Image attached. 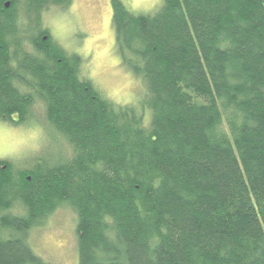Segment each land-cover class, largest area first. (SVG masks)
Segmentation results:
<instances>
[{"label":"trees","instance_id":"1","mask_svg":"<svg viewBox=\"0 0 264 264\" xmlns=\"http://www.w3.org/2000/svg\"><path fill=\"white\" fill-rule=\"evenodd\" d=\"M72 3L0 0V120L23 126L40 104L72 150L19 171L0 160V264H47L28 233L62 208L79 264H264V0L111 1L147 126L43 40L42 14Z\"/></svg>","mask_w":264,"mask_h":264},{"label":"rangeland","instance_id":"2","mask_svg":"<svg viewBox=\"0 0 264 264\" xmlns=\"http://www.w3.org/2000/svg\"><path fill=\"white\" fill-rule=\"evenodd\" d=\"M111 1L73 0L67 10L45 11L39 26L49 31L51 41L67 55L80 56L83 75L104 97L117 105H134L147 126L152 114L144 105L146 90L141 77L122 60ZM120 1L135 14H154L163 4V0ZM43 111L42 105L36 104L31 120L23 126L0 120V160L11 164L15 171L34 165L37 160L49 163L64 156L72 157V150L66 144L55 142L53 130L44 122ZM76 224L75 214L62 208L46 224L28 233L30 246L47 264H79Z\"/></svg>","mask_w":264,"mask_h":264},{"label":"flooded vegetation","instance_id":"3","mask_svg":"<svg viewBox=\"0 0 264 264\" xmlns=\"http://www.w3.org/2000/svg\"><path fill=\"white\" fill-rule=\"evenodd\" d=\"M50 36H51V35L49 34V31H48V36L44 37L43 40L49 39ZM50 40H51V38H50ZM51 44H54V45L58 46L57 44H55V43L52 42V41H51ZM58 47H60V46H58ZM60 49H61L62 51H64L62 47H60ZM64 52H65V51H64ZM65 53H66V52H65ZM72 54L75 55V56H78V55H76V53H72ZM66 55H67V54H66ZM68 56H69V55H68ZM79 57H80V56H79ZM14 64L16 65V63H14ZM15 67H16V66H15Z\"/></svg>","mask_w":264,"mask_h":264},{"label":"water","instance_id":"4","mask_svg":"<svg viewBox=\"0 0 264 264\" xmlns=\"http://www.w3.org/2000/svg\"><path fill=\"white\" fill-rule=\"evenodd\" d=\"M10 2L6 3V8H9Z\"/></svg>","mask_w":264,"mask_h":264}]
</instances>
